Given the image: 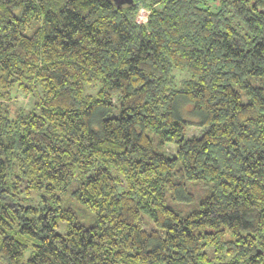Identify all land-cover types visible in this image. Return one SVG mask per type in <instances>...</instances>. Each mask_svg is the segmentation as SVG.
Wrapping results in <instances>:
<instances>
[{"label":"trees","instance_id":"1","mask_svg":"<svg viewBox=\"0 0 264 264\" xmlns=\"http://www.w3.org/2000/svg\"><path fill=\"white\" fill-rule=\"evenodd\" d=\"M0 264H264V0H0Z\"/></svg>","mask_w":264,"mask_h":264},{"label":"rangeland","instance_id":"2","mask_svg":"<svg viewBox=\"0 0 264 264\" xmlns=\"http://www.w3.org/2000/svg\"><path fill=\"white\" fill-rule=\"evenodd\" d=\"M144 15H145L144 13L140 14V17H142L141 19L144 18ZM35 196H36V194L33 193V195L31 196V200L29 201V203L34 204V198H35Z\"/></svg>","mask_w":264,"mask_h":264},{"label":"water","instance_id":"3","mask_svg":"<svg viewBox=\"0 0 264 264\" xmlns=\"http://www.w3.org/2000/svg\"><path fill=\"white\" fill-rule=\"evenodd\" d=\"M131 0H116L117 3L121 4V3H125V2H130Z\"/></svg>","mask_w":264,"mask_h":264}]
</instances>
